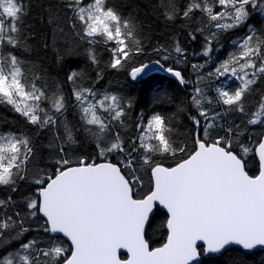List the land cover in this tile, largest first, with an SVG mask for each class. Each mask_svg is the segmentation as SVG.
I'll return each mask as SVG.
<instances>
[{
    "label": "snow or ice",
    "instance_id": "1",
    "mask_svg": "<svg viewBox=\"0 0 264 264\" xmlns=\"http://www.w3.org/2000/svg\"><path fill=\"white\" fill-rule=\"evenodd\" d=\"M143 4L145 19L112 0H0V106L14 114L0 117V264L264 249V0ZM33 8L53 71L31 59ZM113 72L186 94L157 90L133 118L140 101L101 86Z\"/></svg>",
    "mask_w": 264,
    "mask_h": 264
},
{
    "label": "trees",
    "instance_id": "2",
    "mask_svg": "<svg viewBox=\"0 0 264 264\" xmlns=\"http://www.w3.org/2000/svg\"><path fill=\"white\" fill-rule=\"evenodd\" d=\"M113 3L120 6L121 10L125 13L131 11V5L138 4L140 5L139 10V18L145 19V12L147 9L143 4V0H112ZM41 9L33 8L32 14L28 17L30 21L29 24L32 25V31L36 34L35 39L31 41L36 46L35 54L33 60H35L39 67L42 69L53 71L55 69L54 65V52L51 49L43 50L41 45L45 39V37L49 34V27L46 21L40 19ZM253 23L259 25L261 23V17L258 15L254 17ZM241 33H237L231 37V39L237 38ZM228 37H225V40L222 41L225 47L219 53L220 58H223L227 51L230 49V44L227 42ZM190 50L198 51L199 50V42L192 43L188 45ZM32 59V56H31ZM163 77L162 74H155ZM102 87H111L115 89H123L125 92L130 93L133 97H135L140 103L138 107L133 112V118H135L136 111L147 110L149 101L151 99L152 94L159 90L162 92H167L169 95H174L179 98H183L185 90L175 82L174 78L164 77L161 80H152L148 82H132L128 79L123 73H109L105 77V81L102 82ZM6 111L2 112L3 117H7V119L11 122L14 114L10 112L7 108ZM20 127H23L21 124ZM259 134V130L257 131ZM162 219V217H160ZM159 223V219L157 221ZM151 242L152 245L159 246V244L164 239V230L157 228L151 234ZM205 264H264V251H257L251 254L242 255L238 249H232L224 253L223 255L216 257H203Z\"/></svg>",
    "mask_w": 264,
    "mask_h": 264
},
{
    "label": "water",
    "instance_id": "3",
    "mask_svg": "<svg viewBox=\"0 0 264 264\" xmlns=\"http://www.w3.org/2000/svg\"><path fill=\"white\" fill-rule=\"evenodd\" d=\"M156 74H163V73H156ZM164 75V74H163ZM257 251H264V249H257V250H255L254 252H257ZM227 251H225L224 253H226ZM229 252V251H228ZM254 252H252L253 254H254ZM223 253V254H224ZM223 254H209L208 256H205L206 258H209V257H218V256H220V255H223ZM249 254H251V253H249Z\"/></svg>",
    "mask_w": 264,
    "mask_h": 264
},
{
    "label": "rangeland",
    "instance_id": "4",
    "mask_svg": "<svg viewBox=\"0 0 264 264\" xmlns=\"http://www.w3.org/2000/svg\"><path fill=\"white\" fill-rule=\"evenodd\" d=\"M28 21H30V18H27V22ZM31 56H32V59H34V57H36L35 52H33ZM4 111H6L5 107L0 106V117H3V115H2L3 113L2 112H4Z\"/></svg>",
    "mask_w": 264,
    "mask_h": 264
},
{
    "label": "bare ground",
    "instance_id": "5",
    "mask_svg": "<svg viewBox=\"0 0 264 264\" xmlns=\"http://www.w3.org/2000/svg\"><path fill=\"white\" fill-rule=\"evenodd\" d=\"M163 75V74H162Z\"/></svg>",
    "mask_w": 264,
    "mask_h": 264
}]
</instances>
